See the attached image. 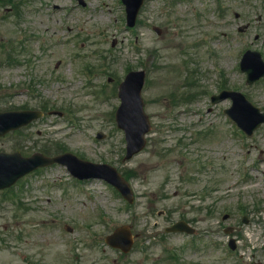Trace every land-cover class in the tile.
<instances>
[{"label":"rangeland","instance_id":"rangeland-1","mask_svg":"<svg viewBox=\"0 0 264 264\" xmlns=\"http://www.w3.org/2000/svg\"><path fill=\"white\" fill-rule=\"evenodd\" d=\"M85 3L0 0V109L45 111L0 137V151L68 150L110 163L128 176L136 199L129 204L103 180L80 182L59 164L35 171L0 193V264H264V126L243 137L222 113L231 101L210 102L223 83L264 110V78L247 85L239 69L245 49L264 56V1L151 0L134 28L121 0ZM100 54L111 63L91 74L85 65L101 64ZM128 67L147 71L142 95L152 130L144 150L124 161L115 87ZM193 67L199 86L187 90ZM195 90L193 100L171 102ZM182 106L194 109L193 122ZM184 216L196 235L165 232ZM125 224L137 235L128 253L105 242Z\"/></svg>","mask_w":264,"mask_h":264},{"label":"water","instance_id":"water-1","mask_svg":"<svg viewBox=\"0 0 264 264\" xmlns=\"http://www.w3.org/2000/svg\"><path fill=\"white\" fill-rule=\"evenodd\" d=\"M128 5H129V20L133 23L134 22V18L137 14L138 8L139 6L137 5V2L134 1H138V0H126ZM254 59L256 58L258 60V62L260 61L261 63V67L264 70V63H262V59L260 57V55H254L253 56ZM262 71V70H261ZM255 78L258 77V73H253ZM143 79V77H142ZM142 79L140 80V82L142 81ZM7 113H0V124L1 125H5L8 121L4 120V117H6ZM255 116L256 119L257 117V113L252 114L251 116ZM251 116H246V118L241 117V120L243 122V124L249 120V118H251ZM244 126L251 131L252 128L251 126H247L244 124ZM130 130L131 127H130ZM45 159L41 156H36L35 158H33L32 160L29 161H24V160H20L17 156H5V157H0V187H3L7 184H10L11 182H13L16 178H18L19 176H21L22 174H24L25 172H27L28 170H30L31 168L37 166L38 164H43L42 161H44ZM53 160L50 159V162H52ZM83 166L86 167H108L106 165L103 166H97V165H92L86 162H80ZM110 170L115 174L116 179L121 182L122 184H125L124 179L115 172V170L113 168H110ZM176 228H183L179 225L176 226Z\"/></svg>","mask_w":264,"mask_h":264}]
</instances>
